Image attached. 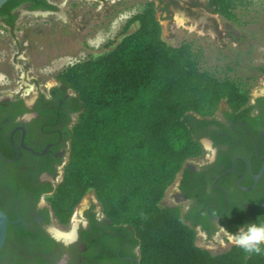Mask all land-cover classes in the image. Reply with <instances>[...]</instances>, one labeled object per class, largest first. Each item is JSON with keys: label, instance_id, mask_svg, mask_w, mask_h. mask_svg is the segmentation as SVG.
<instances>
[{"label": "flooded vegetation", "instance_id": "af4514ba", "mask_svg": "<svg viewBox=\"0 0 264 264\" xmlns=\"http://www.w3.org/2000/svg\"><path fill=\"white\" fill-rule=\"evenodd\" d=\"M154 1L163 7L180 2ZM59 3L64 7L68 0L0 7V31L12 37L13 58L25 69L29 57L20 54L30 43L21 23L27 16L50 19L68 11L75 16L72 10L61 12ZM61 71L47 80L28 69L34 73L29 89L20 86L0 96V209L6 216L0 264H139L135 231L113 222L94 191L74 207L68 222L56 214L53 201L81 112L75 89L57 78ZM197 118L193 127L205 151L186 160L160 207L179 209L199 247L208 250L209 243H217L230 244L229 249L234 245L229 232L264 222V87L249 92L237 109L224 102L213 117Z\"/></svg>", "mask_w": 264, "mask_h": 264}, {"label": "trees", "instance_id": "16d2710c", "mask_svg": "<svg viewBox=\"0 0 264 264\" xmlns=\"http://www.w3.org/2000/svg\"><path fill=\"white\" fill-rule=\"evenodd\" d=\"M211 1L224 19L239 21L238 0ZM156 13L154 1L146 2L118 32L121 38L104 44L106 52L57 75L75 89L81 112L53 201L56 214L68 222L92 190L113 222L135 231L139 264H264V252L199 247L179 209L160 207L186 160L205 151L192 121L213 117L224 102L241 107L249 91L203 68V50L193 42L167 43Z\"/></svg>", "mask_w": 264, "mask_h": 264}, {"label": "rangeland", "instance_id": "374dc122", "mask_svg": "<svg viewBox=\"0 0 264 264\" xmlns=\"http://www.w3.org/2000/svg\"><path fill=\"white\" fill-rule=\"evenodd\" d=\"M149 1L154 0H68L64 7V3H59L61 12L72 10L75 16L68 11L67 15L50 19L25 17L20 30L28 31L25 40L28 39L26 42L30 47L27 53L20 55L29 57L30 67L26 69L13 58L12 37L8 40L7 34L0 31L3 37L0 38V96H6L10 89L20 86L29 89L28 83L34 73L28 69L53 80L51 78L67 66L106 52L108 48L104 44L114 40L126 21L141 12ZM154 3L167 43L177 46L191 41L203 50V68L229 76L249 92L264 87V0H238L235 9L238 22L226 20L216 13L211 0H180L177 7ZM188 11L193 14L190 16ZM177 14L186 16L190 23L199 21L198 27L206 29L207 34L178 27ZM137 26L134 24L130 32ZM209 30H212L210 34ZM39 80L41 86L44 79ZM91 193L92 190L88 191L81 201L87 202ZM163 200L167 199L164 197ZM229 245L221 247L209 243L211 248L208 250L219 253Z\"/></svg>", "mask_w": 264, "mask_h": 264}, {"label": "clouds", "instance_id": "9594fccd", "mask_svg": "<svg viewBox=\"0 0 264 264\" xmlns=\"http://www.w3.org/2000/svg\"><path fill=\"white\" fill-rule=\"evenodd\" d=\"M228 238L248 254H261L264 252V222L246 223L237 232H229Z\"/></svg>", "mask_w": 264, "mask_h": 264}, {"label": "bare ground", "instance_id": "6f19581e", "mask_svg": "<svg viewBox=\"0 0 264 264\" xmlns=\"http://www.w3.org/2000/svg\"><path fill=\"white\" fill-rule=\"evenodd\" d=\"M175 22L177 23L178 27H185L186 29L190 30L191 32L198 31V30H199L200 34H205L207 32L206 29H204L202 27H198L197 23H199V21H197V22L193 21L192 23H190L189 19L186 18V16H184L183 14H180V15L177 14L175 17ZM210 32H212V30H209L208 34H210ZM206 144L208 145L207 142H206ZM94 200H97L96 197L94 198Z\"/></svg>", "mask_w": 264, "mask_h": 264}, {"label": "water", "instance_id": "95a60500", "mask_svg": "<svg viewBox=\"0 0 264 264\" xmlns=\"http://www.w3.org/2000/svg\"><path fill=\"white\" fill-rule=\"evenodd\" d=\"M8 0H0V7L7 2ZM6 216L0 209V249L2 248L5 237H6V223H5Z\"/></svg>", "mask_w": 264, "mask_h": 264}, {"label": "built area", "instance_id": "2783aa9c", "mask_svg": "<svg viewBox=\"0 0 264 264\" xmlns=\"http://www.w3.org/2000/svg\"><path fill=\"white\" fill-rule=\"evenodd\" d=\"M93 198H95V195H93ZM208 247H210V246H208ZM209 249V248H208Z\"/></svg>", "mask_w": 264, "mask_h": 264}]
</instances>
